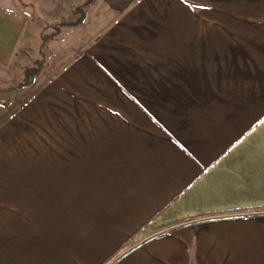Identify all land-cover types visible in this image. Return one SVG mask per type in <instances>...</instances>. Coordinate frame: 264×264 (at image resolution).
Listing matches in <instances>:
<instances>
[{
	"label": "crops",
	"instance_id": "0c3cea01",
	"mask_svg": "<svg viewBox=\"0 0 264 264\" xmlns=\"http://www.w3.org/2000/svg\"><path fill=\"white\" fill-rule=\"evenodd\" d=\"M86 1L0 0V70L86 14L0 105V264H264V0Z\"/></svg>",
	"mask_w": 264,
	"mask_h": 264
},
{
	"label": "rangeland",
	"instance_id": "374dc122",
	"mask_svg": "<svg viewBox=\"0 0 264 264\" xmlns=\"http://www.w3.org/2000/svg\"><path fill=\"white\" fill-rule=\"evenodd\" d=\"M32 16L34 18H37L35 12L33 13ZM59 23H62V22H56V23H53L51 25L46 24V27H45L43 33L41 30L40 32H37L34 34L32 41H31V44L29 45V48L26 49L24 52H18V54L14 58V62L11 65V67L3 68L0 70V86H3L0 89V105L4 104L5 108L11 110L12 104H10L9 100L8 101L6 100V99H8L6 94L10 95V93H12V92L9 93V91L12 88H16L17 84L23 79L25 68L36 66L37 65L36 60H42L43 61V69H44L45 59H43V58H45V56H44V52H43L44 48H42V35L43 34L49 35V36H51L49 39L54 40L55 38H57L60 35L63 27L72 26V25H63V26H61L60 30L58 31L57 29H55V25L59 24ZM39 27H42V26H39ZM53 52H55V50L54 51L52 50L51 54H53ZM5 114H6L5 111L2 114H0V126L2 125L3 122L5 123L4 118H3V115H5ZM41 178L42 177H39V176H32V177L30 176V177H28L29 180L25 181V183L28 181H29V183H32V184L38 183V182H40ZM24 193H25V191L10 192L9 193L10 197H8V199L19 202L20 200L23 199ZM26 198H28V196Z\"/></svg>",
	"mask_w": 264,
	"mask_h": 264
},
{
	"label": "trees",
	"instance_id": "16d2710c",
	"mask_svg": "<svg viewBox=\"0 0 264 264\" xmlns=\"http://www.w3.org/2000/svg\"><path fill=\"white\" fill-rule=\"evenodd\" d=\"M92 1L93 0H87L86 4H89ZM75 12L80 14V16L77 20L62 22V23L56 24L55 29H57L59 31L61 26H63V25H79L80 23H82L85 16H86L85 11L82 8H76ZM42 37H43V39L48 40L51 36L43 34ZM36 64H37L36 66L25 68L23 79L18 84L19 88L31 85L34 81L35 76L39 75L42 72L43 61L42 60H36Z\"/></svg>",
	"mask_w": 264,
	"mask_h": 264
}]
</instances>
